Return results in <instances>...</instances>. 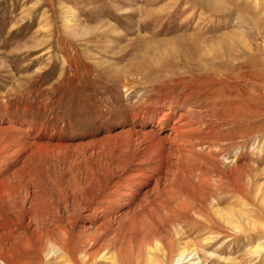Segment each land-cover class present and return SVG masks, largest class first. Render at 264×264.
Returning a JSON list of instances; mask_svg holds the SVG:
<instances>
[{
	"label": "rangeland",
	"instance_id": "1",
	"mask_svg": "<svg viewBox=\"0 0 264 264\" xmlns=\"http://www.w3.org/2000/svg\"><path fill=\"white\" fill-rule=\"evenodd\" d=\"M249 63L262 72L260 93L245 86L256 103L215 97L227 69L237 77ZM179 75L208 87L189 110L218 139L191 168L205 162L212 185L230 189L195 211L204 189L177 177L175 118H159L187 95L154 91ZM14 193L32 218L50 205L65 214L74 237L116 234L124 264H253L264 255V0H0V197ZM71 243L73 256L53 264H83ZM189 243L199 254L179 262Z\"/></svg>",
	"mask_w": 264,
	"mask_h": 264
},
{
	"label": "bare ground",
	"instance_id": "2",
	"mask_svg": "<svg viewBox=\"0 0 264 264\" xmlns=\"http://www.w3.org/2000/svg\"><path fill=\"white\" fill-rule=\"evenodd\" d=\"M238 69L240 70V72L238 70L239 75L237 77H234L231 72L228 71V69L227 73L222 75V77L218 81V88L221 90V92L218 91V93L215 94V97L220 98V94H222V97H225L224 95H229L230 97L237 96L239 97L241 102H243L244 100V102L253 101L256 103L257 98L252 97L251 93L246 90L245 86L250 84L252 85L253 91H256V93H260V90L262 88V85H260V82L262 81V72L259 69V64L255 63L250 65L249 63V65L246 64L245 66L238 65ZM119 75L115 77L117 79L116 82H124L121 79L122 77H120ZM191 80H184V78L179 75L178 78L170 80L171 83L176 84L175 88L172 86H168L167 84L166 86H164V84L158 85L154 88V91H164L165 95L169 93L174 94V91L178 89L181 90L182 94L187 95L184 99L182 97L183 102H185L186 104L180 106V100L173 99L171 101L172 105L169 106L170 108L168 109V112H164L162 117L158 116L161 120L164 119V121H167L168 119L171 120L173 117L175 119L176 117H178L177 120L173 119V130H175L176 136L174 143L175 145L171 144V148L173 147L175 150L179 151L181 156L185 159V162L182 164V168L178 172L177 177L181 178L186 186L190 185L192 187L193 184L196 183L197 187L194 189L195 192L202 191V189H204L199 194L200 198L196 199V202H191V208H187L186 211L190 209L195 211L198 204H202L204 203V201L213 198L218 190L225 192V189H227L226 192H230V189L225 187L223 178H220V182L216 186L212 185L211 181L214 177H216V175H213L214 173H216V171L211 170V168H206L207 164L205 162H201L204 167L203 169L201 168V166L200 168L198 167L199 169L197 168L198 171H195L191 168V166H196V149L200 148V146L202 145H209V147L218 146V139L217 141L210 140L211 138L209 139V137L207 136L209 132L206 133L208 130H206L205 132L206 128L203 129L201 127V125L205 123L204 119H202L195 113L193 114V112L189 110V106L193 107V109L198 107L202 108L200 103L203 100L201 99V97L205 92L208 91L207 86L206 88H202V85L200 83H198L197 81L194 83ZM235 81H238L237 85L234 84ZM113 85L117 84L113 82ZM124 88V91L126 93L130 92L131 90L133 91L132 84L127 83ZM211 99L213 100L212 107L213 109H216L218 101L214 100L215 98L213 95L211 96ZM138 109L141 108L138 107L135 110ZM179 110H185L187 113H183V111L179 113ZM140 113H142L144 117H147L146 114H148V110L144 108V110ZM187 114L191 116L187 118ZM196 138H198V140H196ZM211 189H214L213 193L211 192ZM164 191L168 195L174 193L167 187L164 189ZM19 200L20 198L15 193L3 194L0 197V264H53L60 260L67 261V259L70 258L69 256H73V250L70 246V244H72V240L76 241V246L80 247L83 254H85V257L82 260L83 264H95L97 262H100L102 261V259H106L108 255H111L112 251H115L116 254H113L107 259L111 260V264L125 263V258L122 254L121 249L119 248L120 239L116 234L102 233L101 231L103 228H101L97 229V232L95 234H88V232H85L78 238L74 237L73 223L66 220L68 218H66L65 214H55L56 212L55 209H53L52 205H50V207H48L47 210L41 214V217L37 219L35 217L32 218L33 208H29L28 206L21 204ZM214 212L215 216H220V210H215ZM205 219L209 224L213 226V228H219L218 222L215 221V219L211 217H206ZM221 221L227 224H232L233 222L230 219L227 220L226 217L221 219ZM105 224L106 226L112 228L113 224L111 223V221H109L108 223L106 222ZM106 228L107 227H104V229ZM105 239L106 242H103ZM170 244H173V241H171ZM154 250L162 251L158 248ZM189 250H191L190 255H192L193 252L195 253V255L199 254L198 248H196V244L189 243V245L187 244V246L180 247L179 251L177 250L179 262H181L183 258L188 257L187 252ZM149 254L151 255V252L147 250V256ZM43 255L47 256L45 262H43ZM163 256L168 260L167 253H164ZM146 261L148 262V264H156L155 260L151 257ZM263 262L264 255H261V257L255 260L253 264H261ZM137 264H143V257H139L137 259Z\"/></svg>",
	"mask_w": 264,
	"mask_h": 264
}]
</instances>
